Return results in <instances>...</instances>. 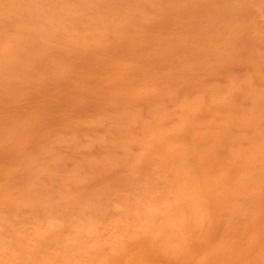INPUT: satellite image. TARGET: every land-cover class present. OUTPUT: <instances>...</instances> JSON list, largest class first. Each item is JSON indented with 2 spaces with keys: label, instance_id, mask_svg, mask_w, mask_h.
<instances>
[{
  "label": "rangeland",
  "instance_id": "obj_1",
  "mask_svg": "<svg viewBox=\"0 0 264 264\" xmlns=\"http://www.w3.org/2000/svg\"><path fill=\"white\" fill-rule=\"evenodd\" d=\"M264 264V0H0V264Z\"/></svg>",
  "mask_w": 264,
  "mask_h": 264
},
{
  "label": "bare ground",
  "instance_id": "obj_2",
  "mask_svg": "<svg viewBox=\"0 0 264 264\" xmlns=\"http://www.w3.org/2000/svg\"><path fill=\"white\" fill-rule=\"evenodd\" d=\"M121 264H150L146 256L141 251H135L134 254L128 255L122 259Z\"/></svg>",
  "mask_w": 264,
  "mask_h": 264
}]
</instances>
